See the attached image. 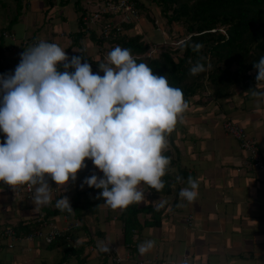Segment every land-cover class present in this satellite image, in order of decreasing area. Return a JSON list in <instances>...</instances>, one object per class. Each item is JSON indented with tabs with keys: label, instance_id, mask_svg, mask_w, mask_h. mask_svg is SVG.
<instances>
[{
	"label": "crops",
	"instance_id": "0c3cea01",
	"mask_svg": "<svg viewBox=\"0 0 264 264\" xmlns=\"http://www.w3.org/2000/svg\"><path fill=\"white\" fill-rule=\"evenodd\" d=\"M0 3V62L5 74H14L20 53L41 40L61 46L69 57L79 52L77 43L86 47L87 55H98L89 38L73 43L80 29L81 11L75 0H21L18 14L13 0ZM80 4L91 11L103 3L80 0ZM15 15L16 20L10 22ZM140 17L130 31L143 33L149 42L164 41L162 32ZM255 87L238 84L227 96L189 104L183 122H178L168 139V149L177 158L171 167L173 173L179 166L193 172L199 184L197 198L188 202L179 197L188 179L174 185L176 191L168 195L151 193L141 185L145 198L134 204L163 211L158 225L144 224L151 214H140L142 226L137 229L135 244L126 246L122 209H112L101 197L103 202L94 214H87L80 227L71 230L76 247L83 244L85 264H264V169L253 168L249 151L222 128L225 120L242 126L264 161V81L258 84L261 95L253 96ZM89 163L78 176L91 171ZM75 181L59 187L54 184L52 203L63 195L71 203L76 187L81 185ZM31 198L17 195L12 186L0 182V228L23 221L47 231L50 226L63 229L72 220L64 214L45 216V206L35 211ZM188 215H192L191 224L186 221ZM19 235L12 248L7 246L8 240H0L2 264H35L44 257L57 258L59 248L48 250L42 238L26 240L25 234ZM146 240H154L155 247L142 255L137 246ZM104 247L109 250L101 251ZM117 257L121 260L116 261Z\"/></svg>",
	"mask_w": 264,
	"mask_h": 264
},
{
	"label": "clouds",
	"instance_id": "9594fccd",
	"mask_svg": "<svg viewBox=\"0 0 264 264\" xmlns=\"http://www.w3.org/2000/svg\"><path fill=\"white\" fill-rule=\"evenodd\" d=\"M202 45L193 46L199 51ZM84 61V62H82ZM93 73L83 55L68 56L56 43L39 41L20 53L14 74H0V182L35 187L34 210L53 201L57 187L77 179L91 160L95 172L80 187L101 189L104 204L126 209L145 198L141 185L160 191L171 158L164 155L173 132L189 108L182 89L171 86L167 75H157L138 63L128 48L114 47ZM258 74L253 96L261 95L264 57L254 64ZM205 71L197 63L191 75ZM177 182L183 180L178 176ZM38 185V186H37ZM179 197L198 196V181L189 176ZM66 189V188H65ZM55 208L73 212L67 195ZM140 254L155 247L154 240L139 244ZM104 247L101 251L107 252Z\"/></svg>",
	"mask_w": 264,
	"mask_h": 264
},
{
	"label": "trees",
	"instance_id": "16d2710c",
	"mask_svg": "<svg viewBox=\"0 0 264 264\" xmlns=\"http://www.w3.org/2000/svg\"><path fill=\"white\" fill-rule=\"evenodd\" d=\"M108 1L115 2L116 0H102L103 5ZM131 1L138 11L137 19L130 22L121 21L114 17L112 12L101 11L98 6L99 19L96 20L95 25L88 28L82 23L83 16L97 10L90 11L81 6L80 0H75V4L79 5L81 11L79 13L80 29L74 37L73 43H77L78 39L83 37L89 38L99 51L97 56L87 55L86 47L77 43L79 52L75 55H83L89 64H96L99 67L100 63L107 62L106 55L114 47L128 48L138 63L149 65L157 75H167L171 86L182 89L188 104L206 103L208 100L227 96L235 90L238 84H257L258 71L254 64L264 57V0H148L159 8L162 30L157 24L158 19L151 15L150 7L147 4L139 0ZM13 3L17 6L15 14L20 13L21 0H13ZM16 16L10 22L16 20ZM140 16H143L154 28H158L160 31L164 30L167 34L163 41L164 44H167L168 40L176 34L179 41L177 46L168 47L172 42H168V45H162V43V46H166L164 49L148 55L155 42L147 41L143 33L130 31ZM108 22L113 23L109 28L108 35L98 34L97 30L103 28ZM164 24L166 29H164ZM176 25L181 27L180 31L175 29ZM1 36L3 35L1 34ZM196 44L202 45L199 51L193 50V46ZM1 54L0 45V57ZM197 63L202 64L205 71L191 75L190 69ZM5 73L0 62V74ZM4 136L5 134L0 132V140H3ZM171 137L172 133L167 134V139H171ZM164 155L171 158L168 172L163 177L165 187L160 191L147 185L146 187L151 193L168 195L176 191L173 187L178 183L176 179L178 176L183 177L182 181H184L189 176L193 177V172L184 166H179L173 173L171 167L175 165L177 158L169 149L164 152ZM99 176L103 177V173L101 172ZM49 182L52 186L55 184L54 181L50 180ZM76 188L71 202L73 212H62L56 209L54 202L43 207L45 216L64 214L80 223L87 214H94L98 205L103 202L96 199L102 190L88 186L83 189L80 186ZM34 190L35 187H33ZM162 211L163 208L160 207L152 205L139 207L136 204L122 209L120 220L123 222L125 245L135 244L136 239L132 238V229L137 230L142 226L139 219L140 214H151V219H146L144 224L158 225ZM38 227L39 225L32 226L29 223H23V221L15 226H5L0 228V240H6L1 235L7 228L13 229L18 236H20L19 234L26 236L38 230ZM79 227L80 225L76 228ZM68 235L71 236L72 231H67L65 235L46 244L48 250L59 248L57 258L50 260L44 257L35 264H81L83 262L85 264L84 258L81 257L83 244L79 247H66L65 236ZM0 264H2L1 259Z\"/></svg>",
	"mask_w": 264,
	"mask_h": 264
},
{
	"label": "built area",
	"instance_id": "2783aa9c",
	"mask_svg": "<svg viewBox=\"0 0 264 264\" xmlns=\"http://www.w3.org/2000/svg\"><path fill=\"white\" fill-rule=\"evenodd\" d=\"M101 11H110L114 15V17L119 18L121 21L124 22H130L132 20H135L138 18V11L135 6V4L131 0H116L115 2L108 1L104 5L102 4L100 6ZM99 19V10L92 14H87L83 16V25H86L88 28L92 25H95L96 20ZM113 23L108 22L106 25H104L103 28L97 30L98 34H103L104 36L108 35L109 28H111ZM39 43V41L37 42ZM155 46V45H153ZM154 53V49L152 48L148 55H151ZM222 128L229 133L232 137L237 139L240 143V145L247 149L249 151L250 156V164L255 169H264V161L256 147L254 145L253 141L250 140L247 137L246 131L242 126H240L238 123L231 121V120H225L222 123ZM15 193L17 195H20L21 193L25 194L28 198H31L33 196V188H29L27 186H17L15 188ZM191 218L192 215H188L186 217V221L188 224H191ZM80 225L79 221L71 220L68 221V223L65 225V227L58 228L55 226H50V228L46 230L38 229L33 233H29L26 235V240L33 239L35 236L40 237L43 239L45 244H49L53 242L57 237L65 235L67 231H71L72 228L77 227ZM2 238H6L8 240L7 246L9 248H12L14 245V241L18 238L15 234L14 230L11 228H7L3 231ZM65 246L66 247H76L72 235L65 236ZM137 237V230L132 229V238L136 239ZM121 259L119 257L116 258V261H120ZM136 264H142V261H138Z\"/></svg>",
	"mask_w": 264,
	"mask_h": 264
},
{
	"label": "rangeland",
	"instance_id": "374dc122",
	"mask_svg": "<svg viewBox=\"0 0 264 264\" xmlns=\"http://www.w3.org/2000/svg\"><path fill=\"white\" fill-rule=\"evenodd\" d=\"M139 1H141V2H143L144 4H147L149 7H150V10H151V15L152 16H155L156 17V19H158L157 20V24H158V26L160 27V29L162 30L163 29V26L161 25V18H160V15H159V8L154 4V3H151V2H149L148 0H139ZM3 11V9L0 7V11ZM139 18H141V17H139ZM160 18V19H159ZM164 29H166V26H165V24H164ZM175 29L176 30H181V27H179L178 25H176L175 26ZM160 32H162V35H164V39L166 38V35L167 34H165V32H164V30L163 31H160ZM176 34H174L172 37V39H170V40H168V42H172V43H168L167 42V44L165 43L164 44V42L163 41H161V43H155L154 45L155 46H153V49H154V53H156V52H159L160 50H162V49H164L166 46H162V45H168L169 44V46L168 47H176L177 46V44L179 43V41H178V38H177V36H175ZM163 39V40H164ZM163 43V44H162ZM162 44V45H161ZM159 45H161L160 47H159ZM171 45V46H170ZM158 55V54H157ZM143 56H145V55H143ZM97 67V65L95 64V65H93L92 66V70H95L96 69V71H97V73H99L101 76H103L104 75V73L102 72V71H100V69H97L96 68ZM90 161V169H91V171L90 172H88V174H86L87 175V177L88 176H91L92 174H93V172H95V173H97L98 175H100L101 174V172H100V170L99 169H96L95 168V166L93 165V163H92V161L91 160H86V163H88ZM86 175H83V176H78L77 175V179H76V183H78V184H81L82 182H83V180L85 179V176Z\"/></svg>",
	"mask_w": 264,
	"mask_h": 264
}]
</instances>
